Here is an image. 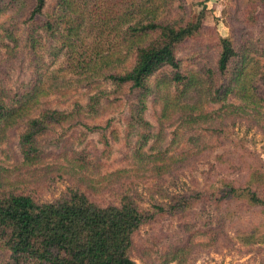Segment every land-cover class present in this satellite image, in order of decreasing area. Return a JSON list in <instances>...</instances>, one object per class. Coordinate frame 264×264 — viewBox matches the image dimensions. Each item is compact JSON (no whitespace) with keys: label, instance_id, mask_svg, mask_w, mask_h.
<instances>
[{"label":"rangeland","instance_id":"rangeland-1","mask_svg":"<svg viewBox=\"0 0 264 264\" xmlns=\"http://www.w3.org/2000/svg\"><path fill=\"white\" fill-rule=\"evenodd\" d=\"M91 1L103 2L106 9L113 10L114 17L105 30L98 26L94 29L88 22L80 40H99L92 31L108 38L112 32L119 33L118 28L123 30L125 17L118 12L123 13L126 2L134 0ZM140 1L146 0H135L136 10L141 12L136 20L148 14L138 6ZM35 2L3 0L0 4V99L6 88L20 90L39 81L46 89L53 87L56 91L40 97L39 109L33 115L55 111L62 122L51 124L38 139L42 154L34 163L27 162L23 154L21 139L26 122L10 130L7 141L0 142V194L33 190L41 201L53 202L71 181H77L89 189V197L98 204L117 203L119 196L129 191L139 195L143 206L151 208L170 204L167 195L219 188L224 180L244 185L248 177L245 168L254 162L250 153L264 166V110L254 112L251 107L247 112L226 113L225 103L217 101L221 95H205L209 88L201 84L166 108L164 98L178 89L166 85L158 89L156 78L150 79L143 113L148 125L130 129L127 105L112 99L127 87H117L100 75L98 65H92L82 76L60 72L67 59L63 33L32 27L30 14ZM249 2L254 1H152L160 7L163 23H197L203 13L199 36L179 52L184 59L182 65L199 73L202 80L207 74L201 68L216 65L219 36H231L237 45L246 44L250 79L258 75V70L264 71V4L257 8L258 18L249 22L243 14ZM57 10L62 9L56 0H48L38 20H49ZM114 48L103 56L106 60L124 58L126 48ZM226 100L228 104H242L232 93ZM218 127H223L220 134L209 131ZM147 135L149 140L142 146ZM155 184L161 191L154 188ZM133 242L134 264H264V213L243 201L217 206L203 200L186 216H157L134 235Z\"/></svg>","mask_w":264,"mask_h":264},{"label":"trees","instance_id":"trees-1","mask_svg":"<svg viewBox=\"0 0 264 264\" xmlns=\"http://www.w3.org/2000/svg\"><path fill=\"white\" fill-rule=\"evenodd\" d=\"M152 1L138 3L140 8L148 10L147 17L140 20H136L141 12L136 10L135 0L130 4L126 2V10L118 12L125 17L123 30L118 28L119 33L112 32L108 38L102 32L92 31L99 39L93 43L79 39L87 29V23L94 29L97 26L104 29L114 17L113 10L106 9L101 1L56 0L62 10H57L46 21L38 20V17L44 14L48 0H36L30 20L32 27H43L46 32L62 31L67 59L60 72L82 76L92 65L95 68L98 65L100 75L113 81L117 87H127L121 96L112 99L127 105L128 127L134 131L137 126L148 125L143 118L144 97L150 92L152 78H156L158 89L164 85L178 89L164 98L166 108L189 90L199 89L201 84L209 88L205 95L211 96L215 92L221 95L217 101L225 103L226 113L229 110L247 112L251 107L254 112L264 110V71L258 70V75L250 79L246 44L237 45L231 36H219L215 46L218 51L216 65L201 68L207 74L202 80L199 73L190 72L182 65L184 59L179 52L199 36L204 23L203 13L197 23H163L159 17L160 7ZM253 1L256 3L249 2L243 10L245 21L256 20L257 8L264 4V0ZM147 3L151 6L146 7ZM262 18L264 21V13ZM116 45L126 48L124 58L116 62L111 58L106 60L103 56L114 51ZM216 87L223 91L221 88L216 91ZM54 91L56 88L46 89L36 81L20 90L6 88L2 93L0 142L7 141L10 130L26 122L27 129L21 142L27 162L34 163L39 159L42 153L37 145L38 139L46 134L51 124L62 122L55 111H40L38 116L33 115L39 109L40 97ZM231 93L241 105L225 102ZM222 128L209 131L220 134ZM147 136L141 141L142 146L149 140L150 135ZM105 144L109 145L107 141ZM250 157L254 162H249L245 168L248 177L244 185L224 180L219 188L167 195L170 204L151 208L143 206L139 195L134 196L129 191L121 194L117 203L98 204L89 197V189L77 181H71L65 193L53 202L41 201L33 190L0 194V264H134L131 257L134 235L161 214L183 217L203 200L217 206L234 200L243 201L264 213V166L256 155L250 153ZM154 188L161 191L157 184Z\"/></svg>","mask_w":264,"mask_h":264}]
</instances>
